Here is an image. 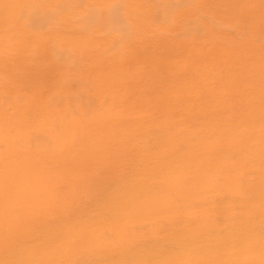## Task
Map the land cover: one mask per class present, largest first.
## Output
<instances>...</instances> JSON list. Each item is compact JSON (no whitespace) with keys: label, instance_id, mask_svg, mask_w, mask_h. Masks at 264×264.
Masks as SVG:
<instances>
[{"label":"rangeland","instance_id":"rangeland-1","mask_svg":"<svg viewBox=\"0 0 264 264\" xmlns=\"http://www.w3.org/2000/svg\"><path fill=\"white\" fill-rule=\"evenodd\" d=\"M41 107L86 108L100 117L97 133L77 119L80 112L75 114L85 129L80 137L68 138L64 123L45 111L32 123L30 116ZM250 108L264 113V0H0V114L7 128L15 120L11 130L28 123L35 128L31 136L19 128L16 150L25 151L28 161L19 164L17 153H0L3 175L11 169L8 160L19 170L13 184L0 182V210L6 208L0 220L10 217L13 223L6 228L11 235L0 244V256L22 244L34 245L43 254L62 245L66 226L55 228V220L69 213L82 220L95 212L105 222L116 219L105 226L86 224V233L92 231L99 245L103 241V253L117 257L108 264H122L119 256L128 247L169 244L188 232L202 235L206 219L222 227L233 219L221 214L200 217L203 212L188 210L197 201L190 199L203 193L198 188V195H191L188 189L205 176L195 175L193 158L179 143L190 128L205 130L212 122L223 129L247 126L243 114ZM144 122H150V135L138 130ZM159 125L167 130L154 131ZM72 141L82 147L75 148ZM215 148L194 155L200 161L212 159L220 153ZM246 175L241 180L245 185L238 182L248 192L252 177ZM182 176L188 195L181 191L177 196L166 180ZM223 180L218 183L225 184ZM228 195L205 193L202 198L225 206ZM134 197L150 198L161 208L152 206L150 217L138 221L132 217L138 214L135 205L129 203ZM169 207L189 212L187 217L168 216L163 209Z\"/></svg>","mask_w":264,"mask_h":264},{"label":"bare ground","instance_id":"bare-ground-1","mask_svg":"<svg viewBox=\"0 0 264 264\" xmlns=\"http://www.w3.org/2000/svg\"><path fill=\"white\" fill-rule=\"evenodd\" d=\"M39 108H37L36 110H38ZM76 108L60 109L64 111L54 109L53 111L41 107V109L38 110L36 113L35 111H33L34 114L30 116L29 120L33 123L34 116L38 114L41 115L42 112L45 111L44 114H46L47 117L50 116L51 114H54L56 116V120L58 121L60 120L62 123H64L66 132L68 134V138L80 137L85 131L84 127L82 126L83 123L80 124L81 122L79 121L76 122L75 114L80 112L78 113L80 115L77 117V119L80 118L81 120H83V122L86 121L85 123L86 127H90L91 128L90 130L93 132V135H95V133H97L95 128V123H97V120L99 121L98 119L99 116L97 117L92 116L93 114L89 110H86V108L84 109L82 107V109H80L78 107L80 110H77ZM65 110L67 111V113ZM247 112L249 113L243 114L246 116L245 122L247 123V126L242 127V125H240L238 127H234L233 125L227 127L225 126L226 129H223L220 128L216 122H212L207 125L205 130H203V128L202 129L194 128L195 130L193 129L191 130L190 128V130L187 129L188 132L186 134L184 133L182 134L183 135L182 138L185 139V141H181V143H179V146H182L183 152H185L188 158L190 157L193 158L194 165H192V167L194 168L195 175L197 173L196 176H200V175L205 176V181L201 179V181H203L201 183L199 179H197L200 182V184L196 185L195 183H199L196 182L197 181L196 180L194 182L195 185L191 184L192 186H190L193 188L188 189L187 187L189 185H185L184 179H181V178H185V176L178 177L174 180L172 178H171L172 180L171 179L166 180L168 181L169 186L172 185V188L175 189V191H171L172 188H169L171 190L167 189V191L169 192L171 191L173 193L174 192L176 193L177 191L176 193L177 196H178V192L182 191L184 193L186 191V188L191 192V195L193 193L195 194L198 188L200 191H203V193H200L201 195L199 196L201 197L200 200H198L199 197L198 198L194 197L190 199V200L192 199L194 200L196 198L197 201L195 200V202L189 205V209H188L189 211L190 209H195L197 211L199 210L200 212H203L201 213L202 216L200 217H204L205 215L208 218L209 216H211L212 218V216H217V214H221L223 215V217L232 218L233 220L228 221L227 219L228 222L225 221L224 222L225 225H223L220 228L219 227L217 228V226L215 225L216 223L213 224V220L211 221L210 219H206V220L203 219L204 222L201 221V223L203 222L202 224L204 227V231L201 233L202 235L199 234L200 237L202 236L201 240H197L199 235L197 236L188 232L185 234V236L184 233L182 234V236H184V239L182 240H179V238L178 239L171 238L172 242H170L169 244L167 243V244L152 245L153 244L152 243L151 245L150 244L143 245L138 249H131L130 247H128L129 249H126L127 251L125 252V254L119 256L120 257L119 261H121L122 264H264V133L261 134V129L262 128L264 129V118H262L261 116H264V113L262 112L260 113V115L257 114L259 112L257 108H250V111ZM255 115H258L260 117H257ZM43 118L44 117H42L41 119ZM101 119L103 120L104 118L101 117ZM14 121L15 120H12L11 124H9L8 125L9 127L7 128V126L6 127L4 126L5 121L3 119V116L2 114H0V153L3 152V149H5L8 152L10 151V153H14V154L17 153L18 155L15 154L17 156L15 157V159L20 158V162H19L20 164L28 161L30 158L28 159V156L25 155L26 154L25 151L22 150L21 152L16 150L18 147L17 146L18 141H20V136L22 135V132L19 128H22L25 131L26 136L33 135L34 134L33 129L35 128L32 125V123L31 124L28 123L27 125L22 124L23 127L19 126L11 130L10 128L14 126V124H16ZM241 122L242 121L239 120V123ZM68 123L69 125L67 126L66 124ZM220 124L221 123H219V125ZM107 126H109L108 123ZM90 130L88 131L90 132ZM138 130L139 131L147 130L145 134L150 135V122H144L143 124L140 125ZM165 130H167V128L165 129V127H162L160 125L158 128L154 129V131L156 132L165 131ZM127 131L129 132V130ZM88 135H90V133ZM214 135L218 139H214ZM204 138H206V140H203ZM51 141L57 142V139H52ZM72 142L74 143L73 146L75 148L77 146L82 147V145H79L78 142L76 141H72ZM213 146L214 148L215 146H219L220 148H222L221 151L215 148V151L219 150L218 151L220 152L219 154L217 153V155H213L212 159H207L202 161L197 160V157L195 155L198 154L194 155V152L196 150H200L202 148H209ZM0 160L2 159L0 158ZM8 162L9 163L7 166H10L11 169L9 170L7 169L6 175H3V173L0 172V179H1L0 182L3 181L4 184H6V182H11L13 184L12 177L19 170L15 168L13 161L8 160ZM29 162L33 163L34 161L31 160ZM37 165L38 164H36V166ZM37 170H39V168L37 169L32 168L33 172ZM188 172H193V171H188ZM247 172H250V175L252 177V181L250 180L251 177L247 178L248 180L251 181L250 183H252L250 184L251 186L249 187L248 192L246 190H243L242 185L238 182L239 180L241 181L243 179H246ZM222 179L226 180V182L225 180L223 181L225 182V184L227 183L230 188H228V185L226 186L222 182L218 183V181H221ZM242 182L243 181H241V183ZM14 186L15 188H17L16 184ZM225 188H227L228 190ZM226 190L229 193L228 205L223 206L222 204H217V202L216 203L214 202L212 197L211 198L213 201L212 200L210 201V199L208 200L202 198L204 197L205 193H207L208 196L214 194L215 196L218 195L217 197H219L220 194L222 196L223 192H227ZM20 192L21 191H18L16 194L18 199H20L19 196ZM246 192L247 193L251 192V198L247 197V195L245 194ZM185 193L187 194V192ZM185 193L184 195H186ZM0 196L2 197L4 196V192L2 190H0ZM168 196H171L172 198V195H168ZM225 196H227V194ZM134 198H135L133 199L134 201L132 200L129 203L130 204L134 203L135 206H133V208L136 211L135 213L138 214L132 217L135 218L137 217L138 221L140 218L150 217V208L152 206L154 207V208L152 207L153 209H155L156 207H158V209L161 208L160 206H157V203H153V201H150V198H147L146 200H140L137 199L136 197ZM184 198L187 199L188 197L186 198V196H184ZM166 199L167 197H165L163 200ZM168 199L169 201L167 200L166 201L169 202V204H171L172 199H170L169 197ZM154 204H156V206ZM163 205L165 207L164 203ZM176 209L174 208L171 209V207H169L168 209L165 208L163 210L164 212L169 214V215L167 214L168 216L174 213L173 217L175 214L179 216L187 217L184 215L187 212H189L187 209L186 210L183 209L182 211L179 208ZM5 210L6 208L3 207L0 210V212L6 216ZM139 211L141 213H139ZM197 215L200 214L197 213ZM237 215L240 216L242 215L241 217H243V219L241 221H238V223H235L233 222L235 218L234 216L238 218ZM5 216L0 215V219H3ZM159 216L162 217V215ZM11 217L16 219V216L14 217L11 216ZM125 217L127 218V216ZM115 221L116 219L114 221L105 222V216L102 213H98V212L89 214V216L86 217V220H82L79 217L72 216V214L69 213L67 215V218H57L55 220V225H56L55 228L59 227L61 224L66 226L64 228V241H63L64 243L62 245L56 244L53 248L45 251V254H43L42 252H36L33 249L34 245H30V244H22L20 247H15V248L12 247L1 254L0 264H94V263L108 264V262H110L113 258H117V257H113V255L103 253L104 251L101 250V245L104 244L103 241H99V243L102 242L101 245L97 244L93 240L94 234L91 235L92 231H90L88 234L86 233V224L95 222L96 224L99 223L100 226H105L106 223H112ZM135 221L136 223L138 222L137 220ZM135 221L131 222V224L134 223ZM198 223L195 222L194 225H197ZM12 224L13 223L10 217H6L5 221L0 220V244H3L4 240L11 235L10 234L11 231L6 230V228L12 227ZM198 226L199 225H197V227ZM191 227H196V226H191ZM109 229H112L111 226ZM13 233L17 234L18 231L15 230L13 231ZM74 238H77L78 240L73 241ZM80 240H82V243L79 245L78 248H76V245L80 243ZM162 243H166V242L162 241ZM106 245L107 244H105V246ZM88 248H89V252L86 254L85 252ZM56 255H60L59 256L60 260L55 262L54 258Z\"/></svg>","mask_w":264,"mask_h":264}]
</instances>
